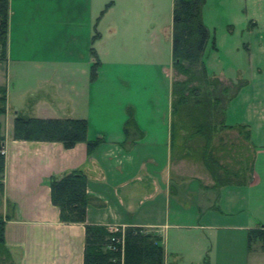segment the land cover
<instances>
[{"label":"crops","instance_id":"obj_1","mask_svg":"<svg viewBox=\"0 0 264 264\" xmlns=\"http://www.w3.org/2000/svg\"><path fill=\"white\" fill-rule=\"evenodd\" d=\"M63 1L56 0L58 5ZM68 2L69 19L63 11L59 19L64 18V26L74 30L71 67L37 68L42 85L33 90L26 87L24 93L37 97L31 106L40 113L25 116L86 119L88 139H99L100 143L88 153L86 142L66 149L60 142L15 140L13 133L6 135L3 196L12 213L6 221L5 242L13 264H84L85 224L63 223L59 208L51 200L50 178H61L75 170L86 174L87 191L97 199L87 207V223L111 229L138 226L161 236L164 264H184L187 251L190 257L186 264H215L210 256V237L216 239L221 227L232 228L228 233L235 229L240 237L241 251L228 264H264L260 243L249 249L247 240L250 228L264 224V70L257 72L255 83L241 78L243 84L225 110V124L233 128L220 131H235L237 140L245 142L240 146L250 156L252 171L240 176L247 181L218 187L202 162L184 157L185 153L174 151L172 144L173 83L178 79L172 54L174 0ZM108 39L124 45H151L153 56L148 58L158 67L167 64L160 46L169 43L165 49L169 51V68L162 67L169 73L164 111L158 112L157 105L148 108L127 104L117 122L102 117L100 127H92L93 89L103 85V53H107L98 45ZM36 46L38 53L33 47L37 54L27 60L39 67L48 61L61 65L65 60L62 54L48 58V52L40 53L38 41ZM93 48L101 61L95 79L91 78ZM64 103L69 104V112L58 111L66 107ZM130 108L143 136L127 150L124 127ZM112 121L117 128L108 130L105 125H112ZM238 126L251 131L249 142ZM222 208L231 215L226 225L217 217V210ZM228 233L224 236H235Z\"/></svg>","mask_w":264,"mask_h":264},{"label":"rangeland","instance_id":"obj_2","mask_svg":"<svg viewBox=\"0 0 264 264\" xmlns=\"http://www.w3.org/2000/svg\"><path fill=\"white\" fill-rule=\"evenodd\" d=\"M68 10V0L60 2L59 5L56 0H11L9 56L6 62H0V86L7 87L8 96L7 113L1 117L2 134L5 139L6 135L13 133L16 111L22 115L40 113L33 108L37 97L33 99L24 93L26 87L33 90L42 85L43 78L37 75V68L60 70L71 67L70 54L73 52L72 39L75 42L74 30L64 26L62 23L64 18L59 19V13L63 11L68 20ZM203 21L211 33L203 61L209 79L218 78L220 83L204 86L203 81L194 80L191 86L201 87L211 98H222L224 105L237 85L243 83L241 78L255 83L257 72L260 69L264 70V0H207L203 6ZM37 41L40 53L48 52L51 56L48 58L54 59L62 54L65 60L59 61L61 65L48 61L47 65L42 63L39 67L33 60H27L31 55L38 53ZM212 42H215L216 49L213 48ZM98 46L102 51L105 47L107 53H103L105 65L103 80L100 82L103 85L98 86L99 89L95 87L93 89V107L90 114L92 127H100L102 117L117 122L124 115V107L127 104L148 108H155L157 105L158 112L165 110L164 106L168 101L169 73L163 68L165 66L169 68V51L166 53L165 50L169 43L164 42L160 46L163 50V59L166 57L167 60V64L164 61L166 65H163V68L149 61L148 57L153 56V53H150L151 45L142 43L124 45L108 39ZM33 47H36L37 53ZM177 78L176 80H184L187 77L177 73ZM230 101L231 99L226 103V107ZM64 104L66 107L58 111L69 112V104ZM88 110L90 111V106ZM114 121L112 125L105 127H108V130L117 128V125H113ZM220 137L230 148L222 162L233 171L238 170L242 166L238 162L247 158L246 151L240 146H244L245 142L242 139L237 140L235 131L221 134L219 132L215 144H219ZM217 212L218 220L223 225L230 222V212L225 208L218 209ZM11 213L12 207L5 202L3 192L0 190V216L5 217ZM228 229L232 228L221 227L218 229L220 234L216 239L210 237L213 241L210 256L215 259V264H228L235 260L241 251L237 231L234 229L228 233ZM169 230L171 232L173 229ZM227 233L235 236L225 237ZM183 247L187 248L185 244ZM189 253L190 251L185 253L182 260L184 264L190 257ZM0 264H13L11 255L9 257L0 253Z\"/></svg>","mask_w":264,"mask_h":264},{"label":"trees","instance_id":"obj_3","mask_svg":"<svg viewBox=\"0 0 264 264\" xmlns=\"http://www.w3.org/2000/svg\"><path fill=\"white\" fill-rule=\"evenodd\" d=\"M207 0H174L173 8V67L184 80L173 84V124L172 144L174 151L184 152L196 161L202 162L216 181V186L231 183L240 184L241 175L252 171L250 156H246L238 170L233 171L222 160L230 148L223 139L215 144L220 131L232 129L225 124L226 103L243 83L237 85L223 105L222 98H211L199 86H191L194 80L203 81L204 86L220 83L218 78L210 80L203 56L211 39L208 26L203 21V6ZM104 13V10L102 14ZM10 19V0H0V62L8 57V33ZM95 35L94 39H97ZM216 49L215 42H212ZM95 62L91 69V78L97 76L101 64L96 50L92 49ZM7 113V87L0 86V190L4 192L5 173V137L2 134L1 117ZM240 134L249 142L251 131L246 126H238ZM89 123L83 118H44L28 117L17 114L13 124V139L25 141L60 142L66 149L77 143L86 142L88 153L93 152L100 140L88 139ZM125 149L143 136L139 129L134 111H128L124 127ZM247 148H249L247 146ZM244 157V156H243ZM245 165V167H244ZM247 165V166H246ZM88 178L82 171L75 170L61 178H50L51 200L59 208L63 223H83L86 229L84 264H164L162 237L146 231L142 227L127 226L111 229L104 224L87 223V207L96 198L87 191ZM99 205H102L99 203ZM10 217L0 216V253L10 257L5 242L6 221ZM248 247L252 249L260 243L264 251V224L250 228L247 235Z\"/></svg>","mask_w":264,"mask_h":264}]
</instances>
